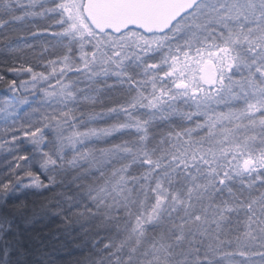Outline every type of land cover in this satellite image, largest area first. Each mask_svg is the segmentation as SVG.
I'll use <instances>...</instances> for the list:
<instances>
[{"label":"snow or ice","instance_id":"snow-or-ice-1","mask_svg":"<svg viewBox=\"0 0 264 264\" xmlns=\"http://www.w3.org/2000/svg\"><path fill=\"white\" fill-rule=\"evenodd\" d=\"M0 84V264H264V0H0Z\"/></svg>","mask_w":264,"mask_h":264},{"label":"trees","instance_id":"trees-1","mask_svg":"<svg viewBox=\"0 0 264 264\" xmlns=\"http://www.w3.org/2000/svg\"><path fill=\"white\" fill-rule=\"evenodd\" d=\"M11 78V77H10ZM1 95H9L5 90H4V86L2 84H0V96ZM24 147H27V145L25 144ZM3 156H4V153L1 152L0 153V166H2V163H3ZM54 227V225H53Z\"/></svg>","mask_w":264,"mask_h":264},{"label":"rangeland","instance_id":"rangeland-1","mask_svg":"<svg viewBox=\"0 0 264 264\" xmlns=\"http://www.w3.org/2000/svg\"><path fill=\"white\" fill-rule=\"evenodd\" d=\"M8 95H1L0 98H5L7 97ZM1 153V152H0Z\"/></svg>","mask_w":264,"mask_h":264}]
</instances>
